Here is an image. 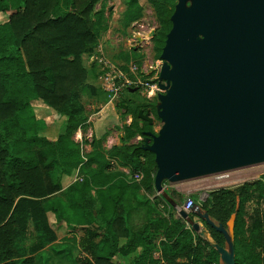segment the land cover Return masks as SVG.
I'll return each mask as SVG.
<instances>
[{"label":"trees","instance_id":"trees-1","mask_svg":"<svg viewBox=\"0 0 264 264\" xmlns=\"http://www.w3.org/2000/svg\"><path fill=\"white\" fill-rule=\"evenodd\" d=\"M94 2L0 0V14L8 12L5 20L0 17V264H34L35 255L31 252L37 254L56 238V224H69L71 213L53 194L74 176L79 163L82 180H74L63 195L69 206L71 202L73 206H84L87 201L93 202V198L85 196L93 188L100 199L101 216L99 223L94 224V218H89V225L83 227L85 232L78 239L81 250L74 257L76 263L119 264L138 249L129 264H218V252L184 216L169 212L166 217L162 209L165 205L159 207L154 187V153L144 149L141 141H127L135 134L154 132L151 123L145 119L125 123L121 142L108 148L102 145V138L109 129L93 132L86 159L79 142L72 138L81 127L77 101L81 88L88 84L82 55L93 49L104 18L102 7L93 9ZM174 3L175 0H151L159 22L153 41L160 52L171 26ZM129 5L136 6L137 0H131ZM138 14L128 10V20ZM33 97H39L61 114L56 138L37 131L28 133L34 126L31 119H35L29 112ZM138 109L127 107L124 114L138 116ZM110 159L132 172L140 171L141 179L128 181L124 171H109ZM72 188L81 195L69 194ZM128 194L134 197L135 207L146 206L147 220L141 229L134 230L129 224L132 208L125 202ZM253 198H257V206L248 209L246 202ZM237 199L236 264H262L264 208L260 204L264 201V173L233 187L213 189L200 204L214 220L226 225ZM76 215L79 217L78 212ZM188 215L194 213L190 211ZM30 219L35 221L39 240L26 253L23 239ZM206 225L211 237L223 244V234ZM96 237L100 239L95 240ZM121 237L125 239L121 241ZM155 249L160 251L159 256L153 254Z\"/></svg>","mask_w":264,"mask_h":264},{"label":"water","instance_id":"water-1","mask_svg":"<svg viewBox=\"0 0 264 264\" xmlns=\"http://www.w3.org/2000/svg\"><path fill=\"white\" fill-rule=\"evenodd\" d=\"M160 57L157 114L163 121L142 147L154 153V187L264 161V0H176ZM138 116L153 122L149 110ZM214 220L200 203L190 210L224 236L215 241L200 220L191 227L236 264L234 221ZM179 213L188 217L184 210Z\"/></svg>","mask_w":264,"mask_h":264},{"label":"rangeland","instance_id":"rangeland-1","mask_svg":"<svg viewBox=\"0 0 264 264\" xmlns=\"http://www.w3.org/2000/svg\"><path fill=\"white\" fill-rule=\"evenodd\" d=\"M130 1L95 0L94 2L93 9L96 10L102 7L104 18L100 21L98 38L93 49L82 55L83 64L88 69L89 76L87 79L88 84L81 88L80 97L77 101V117L80 119V128L83 132L73 133V135H78L83 159L87 158H84L86 156L84 144H90L93 132L98 134L100 130L109 129L110 133L113 134L114 140L117 141L112 144H117L121 142L120 137L124 133L123 125L130 123L132 119H142L132 113L124 114V109L127 107L133 110L138 108L149 110L150 115L153 117L151 125L154 132L163 123L156 110L157 94L163 91L160 85V88L152 96L148 97L147 89L144 85L139 82L136 84H122L124 77L117 76L118 68H120L129 78L137 81H158L159 69L163 61L160 57V51L155 48L153 41L159 22L151 0H137V5L134 7L129 5ZM130 9L135 12L138 11L139 14L128 20L127 14ZM7 14V11H2L0 14L1 20H5ZM133 65L136 66L134 69L136 73L129 68ZM112 82H114V85ZM116 86H119L118 90H115ZM49 107L39 97L31 99L29 112L33 113L35 119H31L34 122V126L30 127L28 133L33 131L38 133V129L49 125L53 114L56 113L55 109ZM89 132L92 134L89 135ZM146 137L147 135L135 134L127 141H141L143 143ZM103 141L108 143L106 136L102 138ZM32 146L36 147L37 145ZM110 146L105 147L108 148ZM80 165L81 163L78 165L79 168ZM114 167H117V165L114 164ZM79 168L78 171L80 173ZM227 171H229L228 175L222 177H217L215 173H210L178 181L163 180V189L160 191L156 190L155 193L158 195L157 200L161 203L159 207L165 205L162 209L166 217L169 212L179 215L178 210L181 209L182 202L187 197H191L193 201L201 203L213 189L233 187L244 181L260 177L264 173V161ZM56 192L53 196L56 195L62 198L63 194H65V190ZM161 195L166 196L165 200L161 199ZM134 202L135 200L131 197L130 203ZM246 205H248V209L256 207L257 198L250 199L246 202ZM260 206L264 208V201H262ZM184 218L186 221H189V218L200 220L204 226H207L204 221L195 215H189ZM146 220L147 213L136 214L135 216L132 215L129 224L134 230L141 229ZM34 223L35 221L32 219L29 220L27 231L24 235L23 242L27 248L26 253L31 252L29 246L39 240ZM74 231L80 235V230L75 229ZM65 247L53 248L49 244H45L38 250L37 254L36 251H32L31 253L35 255L34 264H78L74 260V255L81 250L79 241L69 240ZM137 252L138 250L125 259H121L119 264H129L133 255ZM58 253L63 254L61 258L54 256ZM262 256V264H264V249H262Z\"/></svg>","mask_w":264,"mask_h":264},{"label":"crops","instance_id":"crops-1","mask_svg":"<svg viewBox=\"0 0 264 264\" xmlns=\"http://www.w3.org/2000/svg\"><path fill=\"white\" fill-rule=\"evenodd\" d=\"M59 119H61V114L56 111V113L53 114V118L49 122V125L46 126V127L41 126L43 128L38 129V133L41 134V135L47 136V137H49L51 139L56 138L57 135H58V133H59V131H60L59 130ZM79 131L81 133L83 132V130L80 127L75 132H79ZM88 134L91 135L92 133L89 132ZM77 136L78 135H72L73 140L76 141V142L79 141V139H78ZM106 137L108 139V143H104V141H103L102 142V145H104V146H110L112 143H116L117 142L116 140H114L113 134L110 133V130L106 134ZM84 146H85V152L86 153L88 151H90L91 144L86 143V144H84ZM86 156H87V154H86ZM110 162H111V168L109 169V171L110 170H120V171H123V169H122L123 166L120 165V164H118L115 160H111ZM114 164H116L117 167H114ZM75 172H76V170H75ZM74 175H75V173H74ZM73 177L71 179H69V180H67V181H65V182L62 183L63 184V187H62L61 191L62 190L67 191L69 185L72 182H74ZM71 193L74 194L77 197H79L81 195L80 194V191L78 189H71L69 191V194H71ZM85 196L86 197L93 198V202H88L87 201V202H85V205L84 206L79 205V207L77 205L73 206V202H71L72 206H69L68 203H67L68 198H67L66 195H63L62 196L63 198L56 197V198H58L63 203V206L65 208V211L67 213H71V218H70L69 224L67 222H65V221H62V222H59V224H56L55 225L54 231H55V234H56V238L53 241L47 243V244L50 245V247H53V248H56V247L57 248H66L65 247V244H68V241L69 240L70 241L71 240L78 241V239L85 232V230H84L83 227L89 225V223H88L90 221V220H88L89 218H94V221H93L94 224L99 223L100 216H101L100 213H98L99 200H100L99 197L96 195V193H95V191H94L93 188L90 191H88ZM131 197H130V194H128L127 195V198H126V201H125L126 202V205L127 206H130L131 205L130 207L132 208L130 218L132 217V215L135 216L136 214H141V213H145L146 214V206L135 207V202L132 203V204L130 203V198ZM94 198H95V200H94ZM132 198L134 199V197H132ZM76 212H78L79 217L76 215ZM128 216H129V213H128ZM77 217H78L79 220H77ZM75 229L80 230V235H78L74 231ZM71 230H73V231H71ZM160 237L161 236L157 237L156 238V241H158ZM99 239H100V237H96L95 238V240H99ZM124 239H125V237H121L120 238L121 241H123ZM80 249H81V247H80ZM43 250H45V248H43ZM79 251H77V253ZM133 252H135V251H133ZM133 252H131L130 254H133ZM153 254L155 256H159L160 251L158 249H155L153 251ZM61 255H63V254L58 253V254H55L54 256H56L58 258H61L62 257ZM76 255H74V256H76ZM134 256L135 255H133V257ZM114 259H117V257H114Z\"/></svg>","mask_w":264,"mask_h":264},{"label":"built area","instance_id":"built-area-1","mask_svg":"<svg viewBox=\"0 0 264 264\" xmlns=\"http://www.w3.org/2000/svg\"><path fill=\"white\" fill-rule=\"evenodd\" d=\"M134 66V67H133ZM133 66H130V70L133 72L134 69L136 68L135 65ZM135 72V71H134ZM136 73V72H135ZM117 76H123L124 77V81L122 82V84H125V83H141L142 85L145 86V88L147 89V96L150 97L152 96L157 89H159V84H158V81H148V80H145V81H137L135 79H132V78H129L125 72L118 68V73H117ZM112 84L114 85V82H112ZM121 84V83H120ZM119 89V86H116L115 87V90H118ZM86 158V157H84ZM78 168L76 169V172H75V175L73 177V180H82V174L79 173L78 171ZM123 171L125 172V175H126V179L128 181L130 180H135V181H139L142 177V173L140 171H134L132 172L128 167L126 166H123L122 167ZM229 171H222V172H218V173H215L217 177H222V176H226L228 175ZM194 203V201L192 200L191 197H187L185 198L184 202L182 203V207L181 209H179L178 211H181V210H184L186 211L187 213H190V207L191 205Z\"/></svg>","mask_w":264,"mask_h":264}]
</instances>
